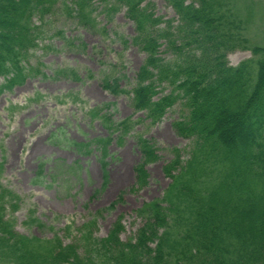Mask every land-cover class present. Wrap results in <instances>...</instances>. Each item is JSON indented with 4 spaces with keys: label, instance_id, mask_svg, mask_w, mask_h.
<instances>
[{
    "label": "trees",
    "instance_id": "trees-1",
    "mask_svg": "<svg viewBox=\"0 0 264 264\" xmlns=\"http://www.w3.org/2000/svg\"><path fill=\"white\" fill-rule=\"evenodd\" d=\"M166 1L177 20L157 16L149 0H0V97L28 79L47 78L30 63L31 51L47 38V18L61 13L90 30L96 29L97 9L110 16L124 9L136 34L119 40L137 47L145 60L131 89L121 85L127 75L118 77L113 69L104 72L103 89L130 96L135 112H145L151 125L179 104L175 129L193 142L187 160L172 151L175 158L164 170L171 184L162 199L136 211L143 226L125 241L120 220L102 238L91 221L72 243L57 235L20 234L7 218L18 198L0 187V264H264V45L251 47L246 33L256 18L244 20L233 0ZM238 50H250L253 57L234 67L228 56ZM62 77L84 82L70 68L55 70L52 78ZM93 78L89 72L87 79ZM136 125L127 119L107 137L67 145L106 158L111 143L121 144ZM61 136L54 134L58 144L64 143ZM136 136L142 155L137 183L144 187L147 166L159 160V150Z\"/></svg>",
    "mask_w": 264,
    "mask_h": 264
},
{
    "label": "rangeland",
    "instance_id": "rangeland-1",
    "mask_svg": "<svg viewBox=\"0 0 264 264\" xmlns=\"http://www.w3.org/2000/svg\"><path fill=\"white\" fill-rule=\"evenodd\" d=\"M149 1L155 5L157 16L177 20L166 0ZM233 1L244 20L256 18L246 31L249 45H264V0ZM95 16L96 29L90 30L61 13L47 18V38L30 56V63L47 78L40 75L28 79L0 97V187L18 198L17 208H9L7 218L13 219L15 231L26 236L51 239L57 235L72 243L85 224L96 221L93 230L102 238L120 220L125 227L121 238L129 240L143 226L136 211L145 203L162 199L172 182L164 171L175 158L172 151L180 150L182 159L187 160L193 146L192 140L175 129L174 123L182 116L179 104L160 123L151 125L145 112H135L130 96L103 89L101 79L108 69L115 70L118 77L127 75L130 81L126 78L121 85L131 89L145 54L119 40L136 34L124 9L112 16L97 9ZM80 42L87 47L79 46ZM169 54L163 47V57ZM252 57L250 50H238L229 54L228 60L236 67ZM69 68L84 82L52 78L55 70ZM89 72L93 79H87ZM127 119L137 122L134 131L121 144L115 133L106 158L95 151L80 154L67 145V141L87 143L107 137L116 123ZM54 134L62 135L64 143L58 144ZM136 135L153 141L159 150V160L147 166L148 183L144 187L137 183L136 168L142 155Z\"/></svg>",
    "mask_w": 264,
    "mask_h": 264
}]
</instances>
